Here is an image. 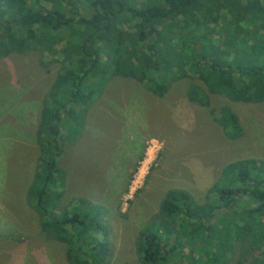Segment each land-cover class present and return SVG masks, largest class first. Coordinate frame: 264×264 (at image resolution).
<instances>
[{
  "label": "trees",
  "instance_id": "1",
  "mask_svg": "<svg viewBox=\"0 0 264 264\" xmlns=\"http://www.w3.org/2000/svg\"><path fill=\"white\" fill-rule=\"evenodd\" d=\"M32 50L59 53L62 66L42 102L26 199L68 264H104L108 252L102 207L64 203L60 160L109 78L163 97L195 76L205 88L190 86V102H264V0H0V57ZM214 121L230 139L243 135L229 106ZM208 191L204 204L182 189L164 193L135 240L141 264H226L238 243L237 264H264V159L228 163Z\"/></svg>",
  "mask_w": 264,
  "mask_h": 264
},
{
  "label": "rangeland",
  "instance_id": "2",
  "mask_svg": "<svg viewBox=\"0 0 264 264\" xmlns=\"http://www.w3.org/2000/svg\"><path fill=\"white\" fill-rule=\"evenodd\" d=\"M59 53L32 50L0 57V264H68L65 245L47 238L26 199L39 157L36 127L43 99L62 63ZM189 76L157 97L143 82L112 77L91 103L84 127L64 146V203L82 197L102 207L108 252L104 264H141L135 240L168 189L196 203L223 168L264 159V102L237 103L211 95L209 106L187 99ZM231 107L243 135L230 139L214 121ZM226 264H237L240 244ZM246 256V263L252 259Z\"/></svg>",
  "mask_w": 264,
  "mask_h": 264
}]
</instances>
